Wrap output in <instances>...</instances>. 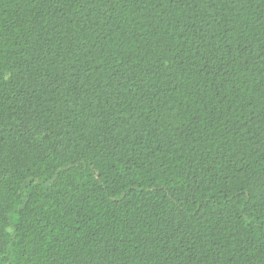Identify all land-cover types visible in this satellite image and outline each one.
I'll list each match as a JSON object with an SVG mask.
<instances>
[{
    "label": "trees",
    "instance_id": "16d2710c",
    "mask_svg": "<svg viewBox=\"0 0 264 264\" xmlns=\"http://www.w3.org/2000/svg\"><path fill=\"white\" fill-rule=\"evenodd\" d=\"M0 264H264V0H0Z\"/></svg>",
    "mask_w": 264,
    "mask_h": 264
}]
</instances>
